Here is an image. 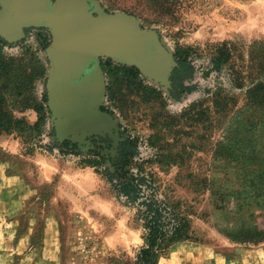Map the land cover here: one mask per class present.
<instances>
[{"label":"rangeland","instance_id":"obj_1","mask_svg":"<svg viewBox=\"0 0 264 264\" xmlns=\"http://www.w3.org/2000/svg\"><path fill=\"white\" fill-rule=\"evenodd\" d=\"M93 1L97 13L130 15L153 36L145 70L103 58L94 90L95 110L102 102L108 108L109 134L134 141L140 152L134 161L153 175L161 198L181 201L188 211L194 240L174 245L159 264H264V241L238 243L219 231L230 218L205 189V182L214 190L236 188L229 181L238 160L264 153V0ZM51 42L47 28L0 34L12 76L8 109L39 127L0 138V190L7 197L0 200V255L14 253L0 256V264H137L144 244L137 208L104 174L82 165L89 148H61L78 131H101L71 129L70 120L56 126L48 96ZM223 44L228 60L217 68ZM183 59L193 76L173 82V64ZM130 68L138 73L128 75ZM21 74L30 79L19 92ZM12 195L18 208L10 221L2 210ZM15 237L21 240L14 248Z\"/></svg>","mask_w":264,"mask_h":264},{"label":"trees","instance_id":"obj_2","mask_svg":"<svg viewBox=\"0 0 264 264\" xmlns=\"http://www.w3.org/2000/svg\"><path fill=\"white\" fill-rule=\"evenodd\" d=\"M3 46L1 43L0 138L3 135L22 134L31 129L39 130L38 126H29L24 119L15 117L8 109L12 76H10L9 64L3 58ZM226 52L227 45L223 44L218 56L213 60L217 68L227 62ZM108 63H111V60ZM124 70L128 75L138 73L134 68ZM192 76L193 67L183 59L174 68L172 81L176 82L178 78L191 79ZM20 77L24 78L16 87L22 92L23 83L30 78L23 74ZM180 89L192 91L191 87H184L182 82ZM252 103L257 104V99L254 98ZM115 146L109 154L104 155L105 157L84 159L82 165L95 168L99 173L104 174L118 196L137 208L138 217L144 228V244L138 252L137 264H159L160 259L174 245L194 240L191 223L187 217L188 211L183 209L185 206L181 201L174 202L161 198L153 175L146 171L142 163L138 164L134 161L140 154L134 141L130 139L124 141L118 152ZM237 164L239 169L236 171V179L234 182L229 181L231 185L236 184V188L219 186L214 190L211 189L210 183L205 182L209 184H205V189L211 190L212 196L216 197L215 207L230 218V222L219 231L238 243L257 244L264 241V153L254 151L249 158L238 160ZM232 203L234 205H231Z\"/></svg>","mask_w":264,"mask_h":264},{"label":"water","instance_id":"obj_3","mask_svg":"<svg viewBox=\"0 0 264 264\" xmlns=\"http://www.w3.org/2000/svg\"><path fill=\"white\" fill-rule=\"evenodd\" d=\"M95 10L93 0H6L0 10L1 35L25 28L51 31L48 96L54 112L60 106L67 115L75 116L73 90L77 83L89 81L82 77L100 58L140 70L151 61L153 36L134 17ZM177 66L173 64V68ZM84 87L89 95L95 85L91 81Z\"/></svg>","mask_w":264,"mask_h":264},{"label":"flooded vegetation","instance_id":"obj_4","mask_svg":"<svg viewBox=\"0 0 264 264\" xmlns=\"http://www.w3.org/2000/svg\"><path fill=\"white\" fill-rule=\"evenodd\" d=\"M106 63L107 62L103 58H100L96 63H92L82 77V79L88 78L89 81H84L82 85L78 83L76 84V89L73 90L74 96L77 97L74 101L76 103V107L74 110H72L75 116L67 115L60 106L56 112V126H64V124L69 123L68 120H70L72 122L69 123L71 129H75L76 126L80 125H88L91 127L90 129H100L101 132H97V135L94 136L92 135V133L85 134V131H76L77 134L74 139H64V141L60 143L63 148H70L79 152L81 151V149H84L86 147L89 148V150L87 151L89 158L96 157L100 159L101 157H105L106 154H109V151L114 148L115 144L116 151L118 152L120 145L127 140V138L123 137L121 133H119L120 137L118 139H115L109 134L108 129L106 128L107 117L105 115V113H108V108L105 107L103 102L100 103L99 112L95 110L94 106L99 100V91L94 90L92 93H89V95H87L85 91V84L92 81L96 86L100 83V77L98 74L100 71H102V69L105 68ZM102 130H105V132H102ZM82 138L84 139V142H81ZM113 159L114 158H112V160Z\"/></svg>","mask_w":264,"mask_h":264},{"label":"crops","instance_id":"obj_5","mask_svg":"<svg viewBox=\"0 0 264 264\" xmlns=\"http://www.w3.org/2000/svg\"><path fill=\"white\" fill-rule=\"evenodd\" d=\"M7 179H14L13 177H6ZM4 180H5V177L4 176H2L1 174H0V183H2V182H4ZM14 185H15V183H14ZM12 192V191H11ZM14 192V191H13ZM14 194V193H13ZM5 198H7L6 196H5V192H3V191H1L0 190V200L1 201H4L5 200ZM16 200H17V196H16V198H15V196L14 195H12V199H10V202H11V204H10V202L8 203V205H9V207H7V208H3V210H2V212H3V214H4V212H6V215H4V217H7V215L8 216H11V217H9V220L11 221V218L13 217V215L17 212V210H16V208H18V206H17V202H16ZM19 203V202H18ZM16 204V205H15ZM12 223V222H11ZM12 241H13V247L15 248V246L17 245V243L19 244V242H20V240L18 239V238H14V239H11ZM9 242V241H8ZM11 242V241H10ZM3 250V249H2ZM8 250V249H7ZM9 250H12V249H9ZM5 252H7V253H5ZM13 254L14 253H9L8 251H2V253H1V255L0 256H13Z\"/></svg>","mask_w":264,"mask_h":264}]
</instances>
